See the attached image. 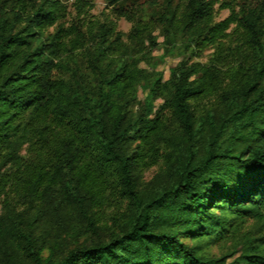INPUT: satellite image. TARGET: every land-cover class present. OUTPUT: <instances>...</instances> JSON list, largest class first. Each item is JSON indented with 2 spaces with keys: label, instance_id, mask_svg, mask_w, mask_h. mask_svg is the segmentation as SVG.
Instances as JSON below:
<instances>
[{
  "label": "trees",
  "instance_id": "obj_1",
  "mask_svg": "<svg viewBox=\"0 0 264 264\" xmlns=\"http://www.w3.org/2000/svg\"><path fill=\"white\" fill-rule=\"evenodd\" d=\"M9 7L0 4V264H264V233L239 235L264 220L261 11L242 19L240 61L223 62L230 15L210 26L217 57L183 60L164 80L111 56L104 39L90 71H66L61 31L44 33L53 1ZM180 21L210 25L211 2L188 0ZM228 239L236 245L210 252Z\"/></svg>",
  "mask_w": 264,
  "mask_h": 264
},
{
  "label": "rangeland",
  "instance_id": "obj_2",
  "mask_svg": "<svg viewBox=\"0 0 264 264\" xmlns=\"http://www.w3.org/2000/svg\"><path fill=\"white\" fill-rule=\"evenodd\" d=\"M49 1H53L57 20L44 33L61 31L60 53L65 70L77 67L82 71H90V54L98 41L104 39L111 56L132 58L142 68L161 72L164 80H167L170 70L183 60L189 64H205L218 56L216 47L208 42L212 39L211 24L222 22L230 15L236 20L226 31L230 43L222 53L223 62L227 65L240 61L249 49L246 28L242 22L249 10L255 8L261 11L264 28V0H207L212 5V22L201 29L198 25L182 28L180 20L188 0H121L116 4L106 0H0V4L6 9L13 5L15 9H22L23 6L31 10L35 5ZM199 30H202L201 37L204 35L201 43L194 45L190 42L188 50L184 51L188 37ZM152 40L155 44H152ZM145 94L139 89L141 100ZM161 103L157 101L156 107ZM156 171L157 166L149 168L144 172V179L149 180ZM257 231L264 233V220L248 221L239 235ZM236 242L228 239L211 246L210 252L219 256L235 246ZM238 254L229 258L228 262Z\"/></svg>",
  "mask_w": 264,
  "mask_h": 264
}]
</instances>
